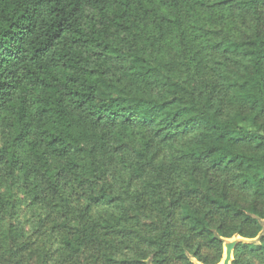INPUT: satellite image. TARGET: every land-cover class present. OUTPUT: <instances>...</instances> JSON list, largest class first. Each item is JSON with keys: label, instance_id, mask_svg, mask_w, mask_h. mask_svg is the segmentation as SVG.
Wrapping results in <instances>:
<instances>
[{"label": "trees", "instance_id": "trees-1", "mask_svg": "<svg viewBox=\"0 0 264 264\" xmlns=\"http://www.w3.org/2000/svg\"><path fill=\"white\" fill-rule=\"evenodd\" d=\"M263 11L264 0H0V264H219L223 240L255 239ZM230 14L256 18L261 31L224 33ZM208 71L231 112L191 82ZM159 145L193 165L177 204L188 235L174 234L171 208L141 225L106 182L116 160L154 192ZM68 190L82 205L71 208ZM21 204L49 223L40 249L8 221ZM253 263L264 264V237L233 251L230 264Z\"/></svg>", "mask_w": 264, "mask_h": 264}, {"label": "rangeland", "instance_id": "rangeland-1", "mask_svg": "<svg viewBox=\"0 0 264 264\" xmlns=\"http://www.w3.org/2000/svg\"><path fill=\"white\" fill-rule=\"evenodd\" d=\"M255 27L261 31L262 27L256 26V18L251 16L240 17L237 14H230L225 19L224 24L219 26L218 29H221L224 33H228L230 36L245 39L252 34ZM167 58L171 60L176 59L173 52L169 54ZM191 82H193L197 89L200 88L204 83L205 93L212 94L214 102L220 105L223 112H231L234 109L227 104L226 97L223 94V89L220 86L219 79L213 74V72L208 71L207 74L203 76V78L201 75L199 78H197V81ZM1 143L2 142L0 139V144ZM173 149V147L169 148L168 146L166 147L161 145L157 147V157L155 161L160 167L161 180L160 185L154 190V192H150V187H146L142 180L133 179L129 171L122 167L116 160H114L112 164V170L111 173L108 174L106 182L112 186L114 193L121 194V197L125 200V205L127 207H132V212L127 214L131 218L136 216V219L138 218V221L141 222V225L149 224L150 220L152 221L156 220V218L158 219L161 214L164 216L167 210L171 208L173 214L170 218V221L173 223L174 234L176 237H179L180 235H188L187 227L180 221L178 217L179 210L177 208V204L183 203L186 200V198L180 192V183L185 178L187 171L193 167V165L187 161L176 159ZM197 165L198 164L194 165V169L197 173H200L202 171V167L205 168V165ZM208 173L212 174L215 179L221 178L219 173H212L209 171ZM146 175L148 180H151L153 173L149 170L147 171ZM76 194L78 193L70 192V190H68L67 200L71 202V208L75 206L79 207L83 203V200L78 199ZM231 194L233 197L240 198L244 196L245 193L238 189H234ZM18 208L17 214L8 219V221H18L21 223L24 229L30 231L31 236L29 237V240L33 241L34 246H38L40 249L41 243L43 241L47 242L48 240H51V238L48 236L49 223L43 220V214L41 215V219H38L36 214L33 213L34 209L28 210L25 204H21ZM111 211L115 213L121 212L120 209H112ZM105 212V210H100V213L102 214H105ZM97 213L98 210H96L93 215L97 216ZM260 224L262 228L260 234L255 239L246 240L245 243L259 245L260 238L264 237V222L261 221ZM129 225H131V223H129ZM43 231H45V234L40 235V232L43 233ZM104 238L107 239V237ZM234 239H238V236H233L228 240L231 241ZM192 240L193 243L197 242V240ZM115 241L116 239L112 236L111 242ZM53 247H55V245ZM133 251L137 253L138 247L136 245L132 247V250L129 253H132ZM202 251L203 253H207L205 250ZM98 255L99 254L96 256L98 257ZM191 260L193 261L192 258ZM145 262L150 264L149 260H146ZM253 262L255 261L253 260Z\"/></svg>", "mask_w": 264, "mask_h": 264}, {"label": "water", "instance_id": "water-1", "mask_svg": "<svg viewBox=\"0 0 264 264\" xmlns=\"http://www.w3.org/2000/svg\"><path fill=\"white\" fill-rule=\"evenodd\" d=\"M246 239L238 237V239L234 240H223V257L220 264H230L232 261L233 251L238 243H245ZM193 264H200L195 260L192 261Z\"/></svg>", "mask_w": 264, "mask_h": 264}, {"label": "bare ground", "instance_id": "bare-ground-1", "mask_svg": "<svg viewBox=\"0 0 264 264\" xmlns=\"http://www.w3.org/2000/svg\"><path fill=\"white\" fill-rule=\"evenodd\" d=\"M220 263H221V261H220ZM220 263H219V264H220Z\"/></svg>", "mask_w": 264, "mask_h": 264}]
</instances>
